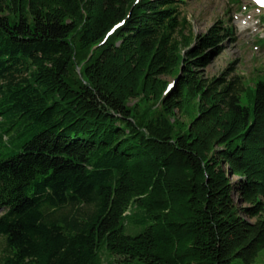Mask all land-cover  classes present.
<instances>
[{
    "label": "trees",
    "instance_id": "trees-1",
    "mask_svg": "<svg viewBox=\"0 0 264 264\" xmlns=\"http://www.w3.org/2000/svg\"><path fill=\"white\" fill-rule=\"evenodd\" d=\"M185 3L0 0V264H250L264 248V81L248 106L232 67L205 76L231 27L193 42Z\"/></svg>",
    "mask_w": 264,
    "mask_h": 264
},
{
    "label": "rangeland",
    "instance_id": "rangeland-1",
    "mask_svg": "<svg viewBox=\"0 0 264 264\" xmlns=\"http://www.w3.org/2000/svg\"><path fill=\"white\" fill-rule=\"evenodd\" d=\"M181 16L186 18L184 33H192L193 42L206 33L216 21H223L231 27V38L226 41L225 49L216 55L211 63L204 67L203 73L207 77L219 76L229 67L233 73L243 77L245 90L242 92L241 101L244 105L253 106L254 84L264 81V11L254 8L249 0H186L180 8ZM245 22L248 26H245ZM244 27H246L244 29ZM171 83L174 78L167 77ZM134 102V101H133ZM3 128L0 127V133ZM236 180V177H233ZM238 201V194H234ZM2 213V211H0ZM142 217V211H138L129 217L126 232L137 234L144 228V223L134 224L133 220ZM5 245L0 238V255L5 252ZM105 264L112 263L108 255H105ZM232 264H246L243 259L236 258ZM250 264H264V248L260 249L255 260Z\"/></svg>",
    "mask_w": 264,
    "mask_h": 264
},
{
    "label": "bare ground",
    "instance_id": "bare-ground-1",
    "mask_svg": "<svg viewBox=\"0 0 264 264\" xmlns=\"http://www.w3.org/2000/svg\"><path fill=\"white\" fill-rule=\"evenodd\" d=\"M244 24H245V26H246V25L248 26V23H247V22H245ZM247 26H246V27H247ZM246 27H244V29H245Z\"/></svg>",
    "mask_w": 264,
    "mask_h": 264
}]
</instances>
